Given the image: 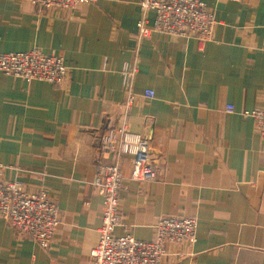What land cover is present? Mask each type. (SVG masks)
<instances>
[{"label": "crops", "instance_id": "obj_1", "mask_svg": "<svg viewBox=\"0 0 264 264\" xmlns=\"http://www.w3.org/2000/svg\"><path fill=\"white\" fill-rule=\"evenodd\" d=\"M204 1L217 23L201 42L161 31L139 39V0L69 9L0 0V53L38 47L69 67L63 85L0 71V179L44 189L60 211L48 247L0 216V264H93L104 212L93 180L112 161L97 139L105 118L127 109L121 72L135 60L128 121L158 171L130 179L122 158L115 234L150 240L160 217H196V241L168 243L163 264H264V141L242 114L264 107V0Z\"/></svg>", "mask_w": 264, "mask_h": 264}, {"label": "built area", "instance_id": "obj_2", "mask_svg": "<svg viewBox=\"0 0 264 264\" xmlns=\"http://www.w3.org/2000/svg\"><path fill=\"white\" fill-rule=\"evenodd\" d=\"M39 9L73 8L94 0H29ZM141 17L137 22L139 39L153 31L175 36L195 37L201 42L209 40L216 26L213 11L204 0H139ZM154 12L153 23L149 13ZM135 60L127 63L121 72L126 90L127 109L119 119L105 118L107 126L98 136L101 149L111 154L112 161L100 164L93 184L103 195L104 212L99 229L98 244L91 251L93 264H163L170 242H190L197 239L198 219L191 216L165 215L155 224V235L150 240H140L132 234L116 235L122 225L119 191L123 185L122 158H130V179L150 181L157 177L158 159L147 137L134 133L128 121V108L133 102V84L138 72ZM0 71L26 81L44 80L63 85L69 67L62 56L44 53L34 47L28 51L0 53ZM144 95L153 97L155 92L146 89ZM232 112L234 105H226ZM251 116L260 138L264 141V107L242 110ZM0 169L2 165L0 164ZM0 216L22 236L29 237L43 247H48L60 223V211L48 193L41 189L28 191L21 182L0 179Z\"/></svg>", "mask_w": 264, "mask_h": 264}]
</instances>
